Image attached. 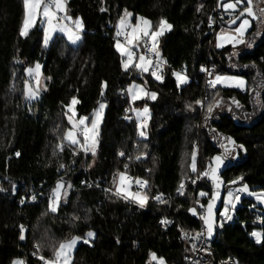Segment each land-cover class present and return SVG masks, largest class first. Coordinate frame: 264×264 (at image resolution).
<instances>
[{
    "label": "trees",
    "instance_id": "16d2710c",
    "mask_svg": "<svg viewBox=\"0 0 264 264\" xmlns=\"http://www.w3.org/2000/svg\"><path fill=\"white\" fill-rule=\"evenodd\" d=\"M67 5L73 16L83 19L81 41L72 45L57 33L45 47L43 27L36 25L26 37L19 34L23 0H0V264H12L17 258L25 264H44L39 256L53 258L60 242L74 235L84 237L88 231L95 232V238L90 245L84 241L77 245L72 264H156L149 262L152 252L169 263L185 264L190 247L183 234L202 229L197 216L188 211L196 193L190 164L197 143L204 171L214 154L228 160L246 157L224 172L225 192L232 185L228 182L241 176L239 183L264 189V14L260 12L264 0L260 19L246 36L252 46L222 48L214 46L216 32L209 26L218 0H67ZM101 7L107 11L101 12ZM125 10L134 14L133 20L139 15L155 26L166 18L173 25L160 38L161 57L170 65L163 81L150 72L144 76L123 69L114 24ZM37 62L48 89L29 103L24 100L25 68ZM205 67L211 75L244 76L248 86L206 87ZM184 69L190 80L177 87L172 73ZM133 80L157 93L156 100L143 102L151 111L145 139L138 136L130 116L126 88ZM73 96L80 101L78 116H90L100 101L106 102L95 157L63 139L69 126L65 106ZM210 104L214 107L209 116ZM224 137H232L244 150L225 154L221 144L230 145ZM61 141L63 151L57 147ZM119 172L148 181L145 207L115 195L113 178ZM61 178L71 179L72 189L52 213L46 193ZM87 178L99 179L102 185L83 184ZM181 181L187 183L183 195L177 192ZM199 189L208 193L202 197L205 205L211 194L206 177ZM161 193L166 203L153 199ZM32 195L37 199L33 201ZM165 217L172 223L162 225ZM258 217L264 218V206L242 197L233 219L218 228L214 250L197 264H218L229 257L236 264H264V242L257 243L250 235L257 228L264 232ZM20 225L26 229L24 240L19 239Z\"/></svg>",
    "mask_w": 264,
    "mask_h": 264
},
{
    "label": "snow or ice",
    "instance_id": "6c2138e0",
    "mask_svg": "<svg viewBox=\"0 0 264 264\" xmlns=\"http://www.w3.org/2000/svg\"><path fill=\"white\" fill-rule=\"evenodd\" d=\"M103 2V0H102ZM25 7V17L20 28V36L26 37L29 34V30L34 26L38 17L43 18V22H46V27L44 28V37L43 44L45 47L48 46L49 41L52 39L53 34L56 32H60L66 35L67 40L72 44H77L81 41L82 36L81 33L84 30V22L81 17H76L75 19L68 15L67 9V0H23ZM219 7H222L224 11L230 14V19L228 21L229 26L237 25L231 32H225L223 28L220 33L217 34V47H224L225 44H231L233 47L240 44H246L245 34L248 32V29L251 27V23L253 20L259 21V17L254 11L253 0H227V2L219 4ZM203 5L198 7V11L202 10ZM101 12L107 11L105 7L100 8ZM260 12L264 14V9H260ZM132 13L125 10L124 15H122L119 19V24L117 25L116 31V42L115 48L121 54L122 57V67L124 70L137 69L141 73H148L157 80L163 81L164 76L159 74L164 65L167 63L166 60L161 58L158 44L159 37L163 36L166 32L170 31L173 28V25L167 21L166 18H161L157 25L153 26L152 21L147 19L146 17L139 16L136 18V23L133 24L131 22ZM214 23L213 19L209 17V24ZM259 35V32L256 33ZM123 37V40L120 38ZM141 42H143V47L150 53H153L156 57L155 61L151 56L145 54L136 55L135 49L141 47ZM248 47H251V44H247ZM236 53H233L235 55ZM231 59V56L229 57ZM247 67V66H245ZM40 69L41 65L37 62L35 68H28L26 71L34 76L35 78V87L29 84L27 81L25 82V90L24 96L25 99L31 102L32 100H36L39 98L41 87H40ZM202 71H207V69H202ZM172 75L175 77V81L177 87L188 83L189 77L186 74V71H173ZM211 75V73H209ZM48 79H51L49 77ZM231 83L236 87L244 88L245 80L243 77L239 76H222L216 75L214 79L208 81V84L215 88L218 84H227ZM106 87V82L105 85ZM127 92L131 95V99L133 101L142 99L147 97L151 100H156L157 93L150 92L146 90L141 85H131L127 89ZM103 88L101 89V96H103ZM80 103L77 97L73 96L71 98V102L66 105L67 112L65 115L71 127L64 133L63 139L66 140L70 145L78 146L85 154L91 153L93 157L96 155V148L98 144V135H99V125L103 118V112L106 107L105 103H99L98 108L93 110L91 122L88 123V116H81L78 119H74L76 116L75 106ZM197 104H202L201 101H197ZM239 107V103L234 101ZM219 104V101L216 102ZM191 107V105H189ZM214 105L208 106V115L210 116L213 112ZM137 120L140 121L138 124L139 136L146 137L147 136V123L150 117V110L147 106H145L142 110L135 109ZM68 112L71 115H68ZM130 119V117H129ZM225 140L228 141V145L221 144V147L225 149V154H231V152L235 151L237 148L244 150V145L237 144V142L232 137H224ZM57 147L63 151V141L57 145ZM15 155L19 157L21 154L16 152ZM119 155H125L124 152H120ZM144 155V154H142ZM140 159V157H136ZM226 156L225 155H217L212 158L213 163H210L208 167L202 173H197V151L194 149L191 154V164L190 168L193 173H197V179H201L203 177L210 178L216 191L212 195V199L209 200L208 206L206 209V215H203L201 218L204 223V230L201 232L195 233L192 237L193 240H199L201 237L211 238L213 233L217 227L223 228L224 223L226 221H231L233 219V211L236 209L237 203L240 202V193H246L250 196L256 198L257 201L264 203V189L258 192H252L249 190L247 184H243L240 188L235 189V194L233 190H229L227 197L224 199V210L220 213L219 221L216 220L213 209L215 207V202L219 198V191L221 184L223 181L218 175V171L222 165H225ZM65 165L61 164L60 168H64ZM125 169H127L128 165L126 164ZM119 183L115 189V195L123 198L126 201H131L132 203L137 204L139 207L143 208L148 202L149 197L142 192H133L131 191V185L135 183L139 188L144 189L148 185V181L140 178H135L134 180L128 177L126 172H119ZM243 177H237L236 180L229 181L230 184H236L238 181H241ZM193 184L196 183L195 180L191 181ZM113 183H116V176L113 178ZM90 186V185H89ZM72 185L68 184L67 188H71ZM185 185L184 182L181 181V184L177 191L183 195L184 194ZM3 189H0L2 191ZM13 191H15V186L13 187ZM111 189H105V192H109ZM200 196H207L208 193L200 192ZM67 197V189L62 181H58L55 188L52 190V195L49 198L48 211L52 213H56L58 211L59 205L63 198ZM163 194H159L153 199L160 203H166L165 200L162 199ZM31 199L34 201L37 199L36 195H32ZM25 199H21L20 203L23 204ZM199 203V201H197ZM203 207V205H201ZM188 211L192 212L194 215L196 214V209L191 208ZM46 214V213H45ZM75 219H79V217H75ZM261 219V222L264 223V218ZM160 223L162 225L167 226L172 223V221L168 220L166 217L161 219ZM19 239L24 240L26 229L24 225L19 226ZM184 232L183 229H181ZM95 232L88 231L84 237L73 236L69 240H65L59 243L58 247L54 248L53 258L46 259L44 256H39L38 259L44 262V264H72L73 260V250L75 249L77 242L83 240L86 244H91V241L95 238ZM185 237L188 236L187 232H184ZM250 235L255 238L257 243L264 242V232L253 230ZM118 242V241H117ZM36 249L39 250L40 244L37 243L35 245ZM195 248V245H193ZM202 251L209 252L208 248H203ZM37 253L33 252L35 256ZM152 260L157 261V264H166V260L164 257H158L155 252L151 254ZM231 260V258H229ZM12 264H25V261L22 259H15L12 261ZM225 264V262H222Z\"/></svg>",
    "mask_w": 264,
    "mask_h": 264
},
{
    "label": "rangeland",
    "instance_id": "374dc122",
    "mask_svg": "<svg viewBox=\"0 0 264 264\" xmlns=\"http://www.w3.org/2000/svg\"><path fill=\"white\" fill-rule=\"evenodd\" d=\"M24 9H25V7H24ZM67 9H68V5H67ZM128 11V10H127ZM125 12V11H124ZM124 12H123V14L122 15H124ZM128 12H130V11H128ZM132 13V12H131ZM133 14V13H132ZM68 15H70V16H72L74 19L76 18V17H80V16H73L70 12H69V10H68ZM121 15V16H122ZM24 17H25V14H24ZM137 17H139V15L137 16ZM136 17V18H137ZM133 18H134V14L132 15V17L130 18L131 19V22L133 23V24H135L137 21L136 20H133ZM120 19V18H119ZM119 19L116 21V23L114 24V26H115V34H116V31H117V25L119 24ZM24 20V19H23ZM36 25H39V26H41V27H43V31H44V28L46 27V22H43V18L42 17H38L37 18V20H36V22H35V24H34V26L32 27V28H34ZM31 28V29H32ZM30 29V30H31ZM29 30V31H30ZM84 31V30H83ZM57 33H60V32H56V33H54L53 34V37H54V35L55 34H57ZM83 33V32H82ZM82 33H81V36H82ZM61 34H63V33H61ZM65 35V34H64ZM66 36V35H65ZM44 37V36H43ZM52 37V38H53ZM67 38V37H66ZM159 39V38H158ZM52 40V39H51ZM50 40V41H51ZM50 41H49V43H50ZM80 42V41H79ZM78 42V43H79ZM116 42V41H115ZM77 43V44H78ZM77 44H72V45H77ZM142 46V45H141ZM141 48V47H140ZM140 48H138V49H135V52H136V55L138 56L140 53L139 52H141V49ZM158 48H159V52H160V55H161V45L160 46H158ZM120 54V53H119ZM121 55V54H120ZM40 65H41V63H39ZM35 65H36V63L35 64H33V65H28V66H26V68H25V74H26V79H25V82L27 81L29 84H31L33 87H35V78H34V76H32V75H30L27 71H26V69H28V68H35ZM133 70H134V72H135V74H137V75H147V74H149V72L148 73H141V72H139V70H137V69H135V68H133ZM177 72H180V71H177ZM216 75H222V76H239V77H243L244 78V80H245V82H246V84H245V87L244 88H239V87H236V86H234L233 84H231V83H227V84H218V85H216V87H219V86H221V87H224V88H234V89H240V90H245L246 88H247V86H248V81H247V79L244 77V76H240V75H234V74H222V73H215L214 75H211V77H210V80L211 79H214L215 78V76ZM188 76V75H187ZM189 77V76H188ZM189 80H190V77H189ZM189 80H188V82H189ZM47 78H46V76L43 74V71H42V65H41V69H40V87H41V91H40V95H39V97L41 96V94L44 92V91H46L47 89H48V85H47ZM25 82H24V90H25ZM133 84H135V85H141V86H143L146 90H148L147 89V87L142 83V82H139V81H137V80H133V81H131L128 85H127V88H126V92H127V89L129 88V86H131V85H133ZM185 85V84H184ZM182 86V85H181ZM148 91H150V90H148ZM150 92H153V91H150ZM127 95H128V97H129V100H130V116L132 117V118H134L135 119V121H136V123H137V132H138V136H139V131L141 130L140 128H138V124L140 123V121H138L137 120V115H136V111H135V109H143L145 106H147L148 108H149V105L147 104V103H143L144 101H147V100H151V99H148L147 97H144V98H142V99H139V100H136V101H133L132 99H131V95L127 92ZM24 100L26 101V102H29L28 100H26L25 99V96H24ZM34 100H32L31 102H33ZM31 102H29V103H31ZM99 103H105L106 104V102L105 101H100ZM77 106V105H76ZM76 106H75V111H76V116L74 117V119H78L79 117H81V116H78V113H77V109H76ZM97 108H98V106H97ZM149 110H150V108H149ZM66 112H67V109L65 110ZM105 112H106V107H105V109H104V112H103V118H102V120H101V122H100V125H99V130H100V126H101V124H102V122H103V120H104V117H105ZM93 114V113H92ZM68 115H71V113L70 112H68ZM83 116H85V115H83ZM67 117V116H66ZM89 117V121H88V123H90L91 122V118H92V115H90V116H88ZM150 117H151V111H150ZM150 117H149V119H148V123H147V127H146V131H147V136L146 137H141V136H139L140 138H143V139H145V138H147L148 137V128H149V122H150ZM68 120V119H67ZM69 122V121H68ZM71 127V124L69 123V126L65 129V132H67V130L69 129ZM64 132V133H65ZM98 137H99V135H98ZM66 141V140H65ZM67 142V141H66ZM97 146H98V144H97ZM97 153H98V151H97V148H96V155H97ZM89 154H91V153H89ZM95 155V156H96ZM197 162V161H196ZM92 163V162H91ZM93 164V163H92ZM92 164H90L88 167L90 168L91 167V165ZM128 175V174H127ZM128 177H130L129 175H128ZM58 181H62L63 183H64V185H65V188L67 189V196H68V194H69V192H70V190L72 189V187L71 188H67V185L68 184H71L72 185V181H71V179H68V178H61V179H59V180H57V182ZM57 182L55 183V186H56V184H57ZM119 183V177H118V174L116 175V183H113L112 185H113V187H114V189H116V186H117V184ZM243 184H246V183H237V184H232V185H230V186H228L227 187V190H226V192H225V196H224V199L227 197V194H228V191L229 190H233L234 191V194H235V189H237V188H240ZM248 185V184H247ZM55 186L53 187V188H55ZM133 184L131 185V191H133V192H137L136 190H134V188H133ZM248 187H249V190L250 191H252V192H258V191H260V190H254V189H252L249 185H248ZM53 190V189H52ZM52 190H51V194H50V196L52 195ZM139 192H142V193H144V194H146V192L144 191V190H142V191H139ZM202 192V191H201ZM204 192V191H203ZM205 193H207V192H205ZM147 195V194H146ZM148 196V195H147ZM202 197H204V196H202ZM242 197H250V198H253L255 201H256V203H257V205H259V206H264V203H261L260 201H257L256 200V198L255 197H253V196H250V195H248V194H246V193H241V195H240V202H241V198ZM50 198V197H49ZM65 200V198H63L62 200H61V203L63 202ZM240 202L239 203H237V205H236V207L238 206V205H240ZM61 203H60V205H61ZM223 203H224V201H223ZM48 204H49V202H48ZM59 205V206H60ZM224 210V204H223V208H222V210H221V212ZM235 211V210H234ZM234 211H233V214H234ZM256 231H262L261 229H259V228H257V229H255ZM74 236H76V235H74ZM73 237V236H72ZM72 237H70V238H68V239H65V240H69V239H71ZM65 240H63V241H65ZM254 240H255V238H254ZM81 241H83V240H80V241H78L77 242V245L81 242ZM77 245H76V247H77ZM76 247H75V249H76ZM75 249L73 250V254H74V251H75ZM158 256V255H157ZM158 257H160V256H158ZM73 261V260H72ZM149 262L150 263H156L157 264V261H155V260H152V258H151V255H150V257H149ZM166 264H172V263H169V262H167L166 261Z\"/></svg>",
    "mask_w": 264,
    "mask_h": 264
},
{
    "label": "built area",
    "instance_id": "2783aa9c",
    "mask_svg": "<svg viewBox=\"0 0 264 264\" xmlns=\"http://www.w3.org/2000/svg\"><path fill=\"white\" fill-rule=\"evenodd\" d=\"M210 17L213 19L214 23H212L211 25L209 24V26L211 27V29H212V31L214 33V32H216L218 26H220V24L222 23V20L224 18V13L222 12V10L217 5L213 9V12H212ZM120 39L123 40V37H121ZM139 53L140 54L143 53L145 55L151 56L154 61L156 59L155 55L153 53L148 52L144 47H142L141 52H139ZM167 68H170V65L168 63H166L164 65L162 71L159 74L163 75ZM204 69H207V71H203L204 75H205V78H206V87H207L209 85L208 81L210 80V76H211V75H209V73L212 74V71L208 67H205ZM181 71H186V69L181 70ZM186 74H187V71H186ZM203 104H204V102L201 105L203 106ZM195 150L197 151V162H196L197 163V173H202V172H204V170L201 168V165H200V145L198 143L195 145ZM86 171H87V169L85 168L83 173H86ZM197 173H195V176H194V180L196 181V183L194 184V186L196 188V193H195V197H194V200H193V208L196 209V214L195 215L199 219V221L201 223V226H202L201 231H203L205 227L203 225V220H202L201 217L204 215V206L205 205H203V203H202V196L199 195V193L202 190L199 189V184H200L201 179H197ZM130 178H132L134 180L136 177L135 176H133V177L130 176ZM83 184L102 185L101 184V180H99V179L93 180L92 178L85 179L83 181ZM133 185H134L133 188L136 191L145 190V188L144 189L139 188L135 183H133ZM184 185H185V188H186L187 187V183L185 182ZM179 186L177 187V189L179 188ZM50 194H51V192H47L46 193V197L49 198ZM240 195H241V193H240ZM38 200H41V198H38ZM197 201H199V203H197ZM201 205H203V207H201ZM187 233H188L187 237H185V235L183 234V239L188 242L189 247H190V251L185 256V264H197L199 262V259L203 256V254L208 253V252L202 251V249L203 248H208L210 251H213L214 250V245H213V242L207 240L206 237H201L200 240L198 241L197 245L194 248L193 247L194 240L192 239V237L194 235L191 234L190 232H187ZM229 258H231V260H229ZM229 258L220 259L218 261V264H222V262H225V264H236V259L235 258H233V257H229Z\"/></svg>",
    "mask_w": 264,
    "mask_h": 264
},
{
    "label": "water",
    "instance_id": "95a60500",
    "mask_svg": "<svg viewBox=\"0 0 264 264\" xmlns=\"http://www.w3.org/2000/svg\"><path fill=\"white\" fill-rule=\"evenodd\" d=\"M217 155H222V154H220V153L214 154V155L211 157V159H210V163H213V166H214V162L212 161V158H213L214 156H217ZM245 158H246V157H245ZM245 158H243V159H239V158L235 157L233 160H228V159H226V160H225V165H222L221 168H220L219 171H218V175H219V177L221 178V180L223 181V183L221 184V187H220L219 198L216 200V202H215V207H214V209H213V212H214V215H215V218H216L217 221H219V213H220V211H221V209H222L223 201H224V196H225V185H226V180H225V178H224V172H225L227 169H229L230 167H232V166H234V165H238V164H239L240 162H242ZM206 180L210 183V186H211V194H210L209 198L207 199L206 204H205V206H204V215H206V209H207V206H208V202H209V200L212 199V195H213V193L216 191V189H215V187H214V185H213L211 179L206 177ZM203 225H204V223H203ZM204 227H205V226H204ZM218 228H219V227H217V228L215 229V231H214V233H213V236H212L210 239L207 238V240L212 241V242H214V241L216 240L217 235H218ZM199 232H201V231H199ZM194 235H195V234H194ZM199 240H200V239H199ZM199 240H194V245H195V246L197 245V243H198Z\"/></svg>",
    "mask_w": 264,
    "mask_h": 264
},
{
    "label": "crops",
    "instance_id": "0c3cea01",
    "mask_svg": "<svg viewBox=\"0 0 264 264\" xmlns=\"http://www.w3.org/2000/svg\"><path fill=\"white\" fill-rule=\"evenodd\" d=\"M225 2H227V0H218V5L219 4H222V3H225ZM262 2V0H253V7H254V11L256 12V14H257V16L259 17L260 16V13H259V9H260V3ZM221 10H222V12L224 13V18H223V20H222V23L220 24V27H219V29L216 31V34H215V37H214V46L215 47H217V43H218V41H217V34H219L220 33V31H221V29L223 28V30L225 31V32H231L232 31V29H234L236 26H238V24H239V21L237 22V25H231V26H229V24H228V21H229V19H230V14L228 13V12H226V11H224V9L222 8V7H219ZM255 20H253L252 21V23H251V27L248 29V32L245 34V40H246V44H248V40L246 39V36H247V34L249 33V31L251 30V28H252V26H253V22H254ZM160 38L161 37H159V44H158V46H160ZM141 48L143 47V42H141ZM241 45H243V44H240V45H236L235 47H239V46H241ZM226 46H233V45H231V44H225L224 45V47H226ZM140 48V49H141ZM217 48H222V47H217Z\"/></svg>",
    "mask_w": 264,
    "mask_h": 264
}]
</instances>
